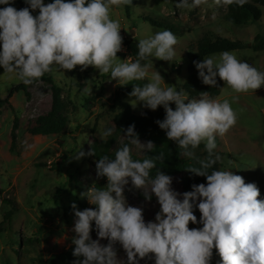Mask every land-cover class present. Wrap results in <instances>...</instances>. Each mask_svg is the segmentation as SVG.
Here are the masks:
<instances>
[{
  "label": "clouds",
  "instance_id": "obj_1",
  "mask_svg": "<svg viewBox=\"0 0 264 264\" xmlns=\"http://www.w3.org/2000/svg\"><path fill=\"white\" fill-rule=\"evenodd\" d=\"M247 2L212 0L217 6ZM14 3L0 0L3 73L14 74L25 85L51 72L53 65L62 70L80 66V71L93 66L100 73H109L110 80L119 85L147 78L143 86L133 84L129 93L135 97L133 107L138 102L151 110L163 106L165 117L156 123L177 144L180 157L194 159L199 165L185 169L206 178L205 183H194L190 191L180 193L172 187L173 177L159 168L151 177L150 171L156 168V160L163 159V153L134 160L130 145L150 152L155 144L141 143L135 125H129L123 130L128 143L117 149L114 157L104 155L96 162L97 176L107 177L106 186L89 187L81 193L96 207L78 210L75 202L71 205L76 217L72 243L77 259L73 264H141V260L145 264L152 260L154 264H211L214 248L221 257L216 264H264V199H258L259 188L232 171H208L220 159L214 153L216 136L223 137L236 123L230 102L206 94L189 99L183 88L163 87L159 71L149 77L150 65L141 63L149 57L172 62L177 37L165 29L139 39L138 58L131 63L118 62L123 37L120 22L110 18V10L131 5L133 0H51L47 4L45 0H25L28 6L19 10ZM205 4L209 0H176L175 7L194 9ZM194 64L199 79L211 87L217 86V77L236 93L264 85V72L228 51ZM112 135L113 129L108 127L99 137L106 142ZM202 142L206 159L197 158L194 151ZM81 149L82 145L74 154L77 160L95 153L93 148L87 152ZM129 182L143 191L145 200L150 201L153 195L157 198L160 210L154 220L146 222L143 208L127 202L124 193ZM190 222L201 226L190 229ZM93 227L96 239L91 235ZM117 243L126 259L118 258Z\"/></svg>",
  "mask_w": 264,
  "mask_h": 264
},
{
  "label": "rangeland",
  "instance_id": "obj_2",
  "mask_svg": "<svg viewBox=\"0 0 264 264\" xmlns=\"http://www.w3.org/2000/svg\"><path fill=\"white\" fill-rule=\"evenodd\" d=\"M175 4L176 0H133L131 5L113 6L110 10V18L120 22L125 45L129 40L148 38L165 30L151 25L143 19L146 16L168 21L178 27L175 34L170 30L177 37V44L174 45L176 54L172 62L149 57L145 63L150 65L149 77L159 71L164 78L163 87L179 88L188 76L187 54L196 51L197 42L203 36L212 40L220 36L243 41L244 47L228 52L264 72V50L252 48L254 37L257 34L264 36L263 5H258L261 16L257 21L234 24L224 20L226 6L212 4V0L194 9L177 8ZM38 11L34 12V16ZM221 53L210 54L205 59L210 56L219 58ZM117 56L118 62H132L124 50L118 52ZM89 67L91 70L87 72V69L80 71V66L73 70H62L53 65L49 72L54 82L62 88L65 103L63 113L68 119L60 133L34 135L29 131L36 125V118L50 109L51 89L48 82L41 80L31 85L28 88L29 97L23 91H15L9 97L11 106L4 104L2 107L0 264H39V257L46 259L68 251L74 245L72 239L76 235L73 231L76 217L72 203L75 202L78 210L96 207L81 193L89 187H104L108 182L106 176H97L96 162L91 155L77 160L74 158L75 152L81 145V150L87 152L92 140H101L100 133L108 127L113 129V149L128 143L124 136L114 132V112L109 107L119 84L110 80L109 73H100L93 66ZM3 71V67H0V98L7 97L8 90L20 82L14 74ZM85 73L90 78L79 85ZM129 93L123 99L130 103L135 114H141L145 109L143 102L133 107L135 97L129 96ZM201 96L188 97L198 99ZM213 99H227L236 113L235 125L223 137L216 136L214 153H221L219 170L232 171L241 175L245 183H255L260 190L258 199H264V85L256 90L236 93L222 80L221 92ZM14 116L18 118V127L14 149L11 150L10 132ZM139 140L141 143L147 142ZM130 148L138 156L145 151L135 145H130ZM172 177V187L183 193L182 174ZM124 194L130 205L143 208L146 222L154 220L160 210L155 195L150 201L145 200L143 191L132 188L131 182L125 187ZM8 200L15 202V205L8 203ZM12 208L11 219L4 220V213ZM200 226L193 224L191 228ZM96 238L95 231L93 239ZM101 243L106 244L107 240L101 239ZM116 248L118 258L126 259L118 243ZM220 259L214 248L211 264H216ZM151 262L154 264V260ZM141 264H145V261L141 260Z\"/></svg>",
  "mask_w": 264,
  "mask_h": 264
},
{
  "label": "trees",
  "instance_id": "obj_3",
  "mask_svg": "<svg viewBox=\"0 0 264 264\" xmlns=\"http://www.w3.org/2000/svg\"><path fill=\"white\" fill-rule=\"evenodd\" d=\"M51 2V0H45V3ZM258 5L264 6V0H252L251 2L245 3L243 6H238L236 4L227 5L226 13L224 14V20L226 22L234 23V24H242L246 23L250 20L257 21L261 16V10ZM14 6L19 10L21 8L27 7L25 4V0H15ZM3 7V6H0ZM38 10V9H37ZM36 11V10H35ZM33 11V15L34 12ZM143 19L149 21V23L155 27L165 28L171 30L174 34L177 33L178 27L170 23L168 21L159 20L158 18L153 17H144ZM138 40L133 39L127 41V50L129 52L131 61L134 62L138 58ZM245 44L243 41L239 39H230L226 37H216L213 40L208 36H203L198 42L196 46L195 52H189L188 55V66L187 73L188 76L183 82V84L176 88L177 90L183 88L185 93L189 97H197L199 95L207 94L209 97L214 98L218 96L222 89V79L217 77V86L211 87L202 83V81L198 77V69L195 67L194 61H201L205 59L206 56L214 53L224 52L235 50L244 47ZM252 48L255 50H264V36L257 34L254 37V44H252ZM150 58L141 61L142 64H145ZM91 70V67L87 68V72ZM90 78L88 73H85L83 76V81L79 85H83V82H86ZM45 81L50 84L51 89V106L50 109L42 115H39L36 118V125L33 126L29 131L34 135H49V134H57L60 133L67 125L68 119L65 113H63L65 108V103L62 99V88L57 83L54 82L53 76L50 75L49 72L45 73L39 80L33 81L35 84L38 81ZM147 83L145 80H134L128 83L127 85H118L117 88L113 92L112 101L110 103V109L114 112L113 124H114V132L121 134L125 139L128 140V137L124 134L123 130L126 129L129 125H135V131L138 133V138L146 141H152L154 146V151L147 152L146 150L140 156L134 154L131 151L132 157L134 160H143L145 158H154L160 153H163V159L156 160V168H153L150 171V176L155 177L157 168L161 171H164L166 174L174 176L176 174H182V191H190L191 185L196 183H205L206 178L203 176H198L185 168L196 165V161L194 159H189L185 157H180V149L177 144L169 140L166 136L165 130H162L158 124L157 120H163L165 117V109L163 106H158L156 110H151L145 108L141 114H135L130 103L123 99L130 91H132L133 84L143 86ZM31 85H25L22 82H19L13 85L8 90V96L5 98H0V115L2 111V107L4 104H9V97L15 91H23L26 97H29V87ZM170 106L175 107L174 102H170ZM18 127V118L14 116L13 124L11 127L10 137H11V145L10 149H14V145L16 142L17 134L16 130ZM114 144V137L106 138V142L94 138L89 145V149L93 148L95 153L91 155L92 159L97 162L102 156L108 155L110 157H114L117 149L122 146L113 149L112 146ZM196 157L199 159H206L207 153L204 148V143L202 142L197 149L194 150ZM219 157L221 155L220 152H216ZM96 165V164H95ZM199 166V165H196ZM221 167L220 159L213 165L212 169H209V173L213 169L219 170ZM11 204L15 205L13 201H7ZM13 214L12 210H9L4 213V220L9 221ZM197 219H199L200 213L197 209L195 211ZM94 225V222H93ZM193 224L189 223V228ZM2 230V226L0 223V231ZM95 229L91 232L92 238L94 235ZM75 245H73L68 251L54 254L44 259L42 257L38 258L39 264H73V262L77 259L73 256V249ZM148 264H152L151 261H148Z\"/></svg>",
  "mask_w": 264,
  "mask_h": 264
},
{
  "label": "built area",
  "instance_id": "obj_4",
  "mask_svg": "<svg viewBox=\"0 0 264 264\" xmlns=\"http://www.w3.org/2000/svg\"><path fill=\"white\" fill-rule=\"evenodd\" d=\"M120 34L123 35L121 30H120ZM122 47H123V50L129 54L127 47H126L125 43L123 42V40H122Z\"/></svg>",
  "mask_w": 264,
  "mask_h": 264
}]
</instances>
